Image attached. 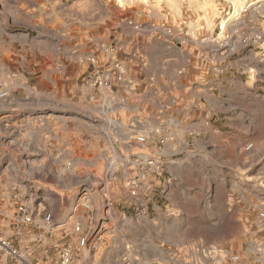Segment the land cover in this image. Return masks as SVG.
<instances>
[{"label": "crops", "instance_id": "0c3cea01", "mask_svg": "<svg viewBox=\"0 0 264 264\" xmlns=\"http://www.w3.org/2000/svg\"><path fill=\"white\" fill-rule=\"evenodd\" d=\"M50 38L43 31H37L32 37L28 31L0 24V56L5 57L0 60V70H5L8 75L13 70L23 71L28 63H32L40 78L37 101L11 99L6 103L5 110L0 112V126L3 124L18 129V136L26 144L24 153L27 162L21 163V167L10 168L13 179L18 182L11 188L17 189L16 196L20 200L28 203L30 200L37 201L47 212L46 206L52 201L50 192L60 195L59 191L72 190L76 185L70 183L68 177L84 172L88 176L86 179L91 194L87 197L83 195L79 200L84 198L93 208L96 203L94 194H99L100 190L110 193L117 216L103 224V237L108 236L110 244L116 239L115 232L119 231L124 236L122 253L133 251L138 257L134 262L121 260V256L118 262H96L85 258L72 264H171L170 256L175 254V249L172 242L164 237H172L174 222H180L185 217L176 199L164 196V175L179 177V174L189 170L192 157H211L217 153L216 147L220 155L223 137L236 135L240 102L246 108H254V94H261L264 90V66L260 67V63L264 62V46L261 43L239 44L226 38L196 40L182 45L158 39L139 42L135 37H126L117 41L125 80L114 82L110 89H101L92 87L83 79L91 68L86 61L89 56L96 58L97 65L111 67L108 53L102 47L106 43L88 42L70 47L56 38ZM147 45L150 47L149 54L144 53ZM150 77L153 81L148 83ZM66 79L76 80L75 90H79L85 104L79 103L78 98L76 101H65L59 97V93L62 94L59 83ZM78 79L82 82L81 86L77 84ZM131 97L134 100L126 102ZM117 100L122 109L135 111L129 121H116L122 133L113 132L109 118L104 120L102 130H96L95 108L114 107L115 103L105 102ZM133 124L135 128H128ZM138 126L145 129H138ZM140 133L147 136L142 146L135 141L136 134ZM160 137L167 139L160 143ZM198 146L199 150L196 149ZM95 149L108 155V158L118 155L120 160L117 163L104 162L103 168H97L94 160L86 158ZM66 156L83 159L81 163H86V169H77L76 162L72 159L67 162ZM150 156L166 160L165 168L162 175L149 177L141 186L148 214L144 217L147 219L138 221L133 203L129 202L133 198L128 200L126 196V180L138 173L135 160ZM116 171L119 175L112 178L111 174ZM98 173L100 176L96 175ZM113 180L117 183L111 185ZM77 196L78 191L71 194L70 213L65 214V206L54 226L35 227L29 224L34 230L22 232L29 245L31 243V251L45 255L55 250L57 254L62 246L63 234L69 229L66 225L80 221L71 213ZM168 202L176 209L174 212L165 207ZM89 218L98 222L103 218V210L97 209ZM133 220L135 225L130 223ZM132 229L135 240L140 237V242L131 241ZM152 237L157 239L153 241L157 243L148 254L142 244L144 239ZM73 238L76 239L71 236L70 240ZM107 248L105 246L102 252ZM162 253L167 255L166 259ZM51 264L59 263L56 260ZM261 264H264V257Z\"/></svg>", "mask_w": 264, "mask_h": 264}, {"label": "rangeland", "instance_id": "374dc122", "mask_svg": "<svg viewBox=\"0 0 264 264\" xmlns=\"http://www.w3.org/2000/svg\"><path fill=\"white\" fill-rule=\"evenodd\" d=\"M0 24L10 29L28 31L32 37L36 36L37 31H43L51 37L50 39L56 38L63 45L106 43L102 47L103 51L108 53L109 59L111 55L119 59L117 41L126 37H135L139 42L144 39H158L164 43L169 41L171 44L182 45L196 40L226 38L239 44L261 43L264 46V0H0ZM145 48L144 53L149 54V45ZM83 50L86 51L85 48ZM3 58L4 55H1L0 60ZM89 59L90 56L86 61L91 68L84 74L83 79L87 83L88 75L94 69ZM94 59L96 62L95 57ZM26 66L23 71L13 70L8 75L5 70H0V93H5L0 96V112L5 110L6 103L11 99L37 101L39 73L33 70L35 66L32 63ZM263 66L264 62H261L260 67ZM97 69L106 70L110 67L97 65ZM81 83L78 79L77 84ZM60 86V98L65 101H76L78 98L79 103L85 104L79 90H75V79H66L59 83V88ZM258 93L254 94V108H246L240 102L238 130L233 137H223L220 142V155L217 154L219 152L216 147L217 153L211 157H192L189 160V170L179 174V177L164 175V196L167 199H176L185 217L180 222H174L172 237H164L172 242L175 249V254L170 256L171 264H227L224 255L212 250L214 246H221L239 254L242 264H261L255 260V257L261 256L257 255L255 250L258 246H264V222L257 216L260 210H264V90L261 94ZM133 98L126 102L131 103ZM105 103H115V106L95 108L96 130H102L104 120L109 118L113 132L122 133L116 121H129L135 114L134 109H122L118 100ZM134 125L128 128H135ZM138 129L143 130L145 127L138 126ZM18 132V129L14 130L3 124L0 126V238L7 239L18 249L23 262L51 264L58 261L55 250L45 255L33 252L29 248L31 243L29 245L28 239L16 233L17 229L21 232L34 230L30 225L15 224L16 206L20 198L16 196L17 189L11 188L18 182L13 179L10 168L21 167V163L25 164L28 160L24 153L26 144L18 136ZM249 143L251 146L245 149ZM196 149L199 150L200 147ZM90 154L89 157H82L94 160L97 168H103L104 162L117 163L120 160L118 155L108 158V155L100 154L97 149ZM65 158L67 162L70 159L75 161L77 169H86V163H81L83 159L77 160L71 156ZM96 175L100 176L99 173ZM118 175V171L111 174L112 178ZM87 177L84 172L69 176L70 183L74 182L76 187L70 191H59L60 195L50 192L52 201L46 207L50 214L49 220L55 225L65 206V214L69 212L70 196L78 191L75 200L77 202L73 204L71 213L79 217L80 221L66 225L69 229L63 234L62 246L69 244L73 252H77L76 255L73 254L74 262L85 258L96 262H118L119 256L121 260L134 262L138 255L133 251L122 253L124 236L119 231L115 232L116 239L109 244V237H103V228L98 231L101 219L94 222L89 218L93 217L97 209L103 210V191L94 194L96 203L91 200L93 208L81 205L79 199L83 195L87 197L91 194ZM110 182L112 185L116 180ZM126 196L128 200L131 197L129 192H126ZM135 197H141L146 203L143 191L138 190ZM129 202L133 203V200ZM33 205L36 206L37 201L34 203L33 200ZM165 207L171 212L176 210L169 202L165 203ZM137 219L143 221L147 218ZM130 223L136 224L134 220ZM34 225L36 227V224ZM130 232L133 235L131 241H134L135 231L132 229ZM71 236L76 239L70 240ZM83 236L86 243L82 247L78 241ZM139 239L141 238L138 237L135 241L140 242ZM155 240L157 239L154 237L143 240L145 242L142 245L148 254L155 247ZM105 246L109 249L102 252ZM161 255L166 259V254ZM10 261V258H4L0 252V264H9Z\"/></svg>", "mask_w": 264, "mask_h": 264}, {"label": "built area", "instance_id": "2783aa9c", "mask_svg": "<svg viewBox=\"0 0 264 264\" xmlns=\"http://www.w3.org/2000/svg\"><path fill=\"white\" fill-rule=\"evenodd\" d=\"M90 62L94 65V69L88 75V82L91 86H98L102 89H110L115 81L123 82L124 81V67L120 63L119 59L111 55V67L106 70H98L97 64L95 62L94 57H90ZM153 81V78H150V82ZM5 95V93H0V96ZM167 137H160L159 142L163 143ZM135 141L138 145L142 146L147 141V136L140 133L136 134ZM251 144H247L244 148L248 149ZM135 163L138 167V173L134 175H130L126 180V186L128 188L129 195L131 199L133 198V207L134 214L136 218L146 217L148 214L147 204L142 201L143 199L140 197H135L138 190H141V186L149 177H157L162 175L163 170L165 168V161L156 159L153 156L144 157L141 159H136ZM101 191V190H100ZM83 193V192H82ZM85 194V193H84ZM103 218L101 219V224L98 227V231L101 230L104 223L111 221L115 218V210H114V198L113 196L103 191ZM88 203V202H87ZM85 202V199H81V205L89 208V205ZM16 217L15 224H36L42 227L54 226V223L49 220L50 214L45 211V208L39 206L38 203L36 206L33 205V201L20 200L16 206ZM41 216V217H40ZM258 218L264 222V210H260L258 212ZM17 234H22L20 230H16ZM86 243V238L80 237L78 244L80 246H84ZM212 250L216 253L219 252L225 256L227 264H242L241 257L237 253H232L228 251L226 248L221 246H214ZM0 252H2L4 258H10L11 261L9 264H27L23 262L22 255L18 251V249L11 245V243L7 239L0 238ZM257 255H261L260 257H255V260L260 261L261 263L264 257V246L257 247L255 250ZM58 254V263L59 264H72L73 263V248L71 245L60 246L57 250ZM29 264V263H28Z\"/></svg>", "mask_w": 264, "mask_h": 264}, {"label": "bare ground", "instance_id": "6f19581e", "mask_svg": "<svg viewBox=\"0 0 264 264\" xmlns=\"http://www.w3.org/2000/svg\"><path fill=\"white\" fill-rule=\"evenodd\" d=\"M109 120V119H108ZM111 122V121H110ZM113 122V121H112Z\"/></svg>", "mask_w": 264, "mask_h": 264}]
</instances>
